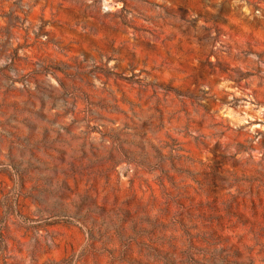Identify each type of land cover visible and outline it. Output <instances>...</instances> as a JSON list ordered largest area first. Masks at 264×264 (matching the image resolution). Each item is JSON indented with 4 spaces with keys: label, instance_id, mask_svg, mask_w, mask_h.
Masks as SVG:
<instances>
[{
    "label": "rangeland",
    "instance_id": "1",
    "mask_svg": "<svg viewBox=\"0 0 264 264\" xmlns=\"http://www.w3.org/2000/svg\"><path fill=\"white\" fill-rule=\"evenodd\" d=\"M0 264H264V0H0Z\"/></svg>",
    "mask_w": 264,
    "mask_h": 264
}]
</instances>
